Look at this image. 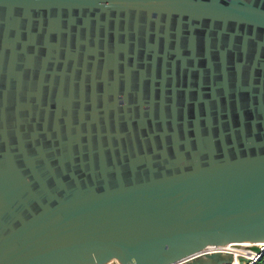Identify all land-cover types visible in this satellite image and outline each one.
Listing matches in <instances>:
<instances>
[{"label":"water","instance_id":"95a60500","mask_svg":"<svg viewBox=\"0 0 264 264\" xmlns=\"http://www.w3.org/2000/svg\"><path fill=\"white\" fill-rule=\"evenodd\" d=\"M257 239L264 0H0V264Z\"/></svg>","mask_w":264,"mask_h":264},{"label":"bare ground","instance_id":"6f19581e","mask_svg":"<svg viewBox=\"0 0 264 264\" xmlns=\"http://www.w3.org/2000/svg\"><path fill=\"white\" fill-rule=\"evenodd\" d=\"M256 246L261 247L262 250L264 251V239L241 240V241H234L231 243L228 242L225 244H217L214 246L209 245L187 256L171 261L167 264H179V263L186 264V262H188L189 260L193 258H197L198 256L206 258L205 257L206 254L213 253V252H220L224 255H231L233 258L232 264H246L241 261L242 257L249 258L251 262H253L261 254V252H258L254 249V247ZM202 251H205V252H202ZM105 261L109 262V264H114L113 258L107 259Z\"/></svg>","mask_w":264,"mask_h":264},{"label":"trees","instance_id":"16d2710c","mask_svg":"<svg viewBox=\"0 0 264 264\" xmlns=\"http://www.w3.org/2000/svg\"><path fill=\"white\" fill-rule=\"evenodd\" d=\"M259 256L254 261H256L259 258ZM254 261L251 262L250 264H253ZM255 264H264V254L262 255V257Z\"/></svg>","mask_w":264,"mask_h":264},{"label":"built area","instance_id":"2783aa9c","mask_svg":"<svg viewBox=\"0 0 264 264\" xmlns=\"http://www.w3.org/2000/svg\"><path fill=\"white\" fill-rule=\"evenodd\" d=\"M114 259H116L117 261L119 260V259H117V258H114ZM98 264V263H97ZM101 264H109V262H106V263H101ZM117 264H123L120 260L117 262ZM179 264H183V263H179Z\"/></svg>","mask_w":264,"mask_h":264},{"label":"rangeland","instance_id":"374dc122","mask_svg":"<svg viewBox=\"0 0 264 264\" xmlns=\"http://www.w3.org/2000/svg\"><path fill=\"white\" fill-rule=\"evenodd\" d=\"M113 259H114V258H113ZM118 261H119V260H118ZM118 261H117L116 259H114V261H113V262H114V264H117V262H118Z\"/></svg>","mask_w":264,"mask_h":264},{"label":"flooded vegetation","instance_id":"af4514ba","mask_svg":"<svg viewBox=\"0 0 264 264\" xmlns=\"http://www.w3.org/2000/svg\"><path fill=\"white\" fill-rule=\"evenodd\" d=\"M202 252H205V251H202ZM202 252H201V253H202Z\"/></svg>","mask_w":264,"mask_h":264}]
</instances>
